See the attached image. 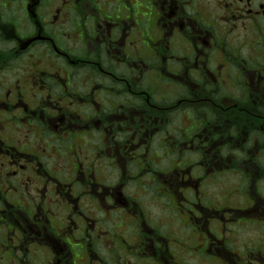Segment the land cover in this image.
<instances>
[{
    "label": "flooded vegetation",
    "instance_id": "1",
    "mask_svg": "<svg viewBox=\"0 0 264 264\" xmlns=\"http://www.w3.org/2000/svg\"><path fill=\"white\" fill-rule=\"evenodd\" d=\"M0 264H264V0H0Z\"/></svg>",
    "mask_w": 264,
    "mask_h": 264
},
{
    "label": "rangeland",
    "instance_id": "2",
    "mask_svg": "<svg viewBox=\"0 0 264 264\" xmlns=\"http://www.w3.org/2000/svg\"><path fill=\"white\" fill-rule=\"evenodd\" d=\"M191 245L194 246L196 249V253L199 251V246L197 245L196 241H191Z\"/></svg>",
    "mask_w": 264,
    "mask_h": 264
}]
</instances>
